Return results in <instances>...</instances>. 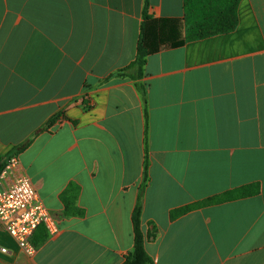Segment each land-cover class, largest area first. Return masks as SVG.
<instances>
[{
	"label": "crops",
	"instance_id": "crops-1",
	"mask_svg": "<svg viewBox=\"0 0 264 264\" xmlns=\"http://www.w3.org/2000/svg\"><path fill=\"white\" fill-rule=\"evenodd\" d=\"M148 2L145 99L108 78L136 59L146 0H0V157L33 140L6 183L30 178L55 223L30 255L0 222V264H122L140 198L153 264H264V0L195 40L185 0Z\"/></svg>",
	"mask_w": 264,
	"mask_h": 264
},
{
	"label": "trees",
	"instance_id": "trees-1",
	"mask_svg": "<svg viewBox=\"0 0 264 264\" xmlns=\"http://www.w3.org/2000/svg\"><path fill=\"white\" fill-rule=\"evenodd\" d=\"M241 0H185V22L187 26V38L190 40L203 39L209 36L225 34L234 31L238 25V8ZM149 2L146 0L144 22L138 43L137 56L133 63L116 73L110 75L113 78H130L137 81L136 85L146 99L145 86L139 83L144 77L147 58L157 51L158 23L149 16ZM61 113L53 117L50 124L56 123L61 118ZM33 140L14 147L6 156L0 157V175L6 169L10 161L23 153ZM146 167V179H147ZM258 185L250 184L236 188L225 193L209 197L202 201L176 210L172 216L177 217L189 211L222 204L254 194H258ZM134 248L122 264H153L154 261L146 249V235L142 228V203L141 198L133 213ZM47 235L32 239L35 246L44 242Z\"/></svg>",
	"mask_w": 264,
	"mask_h": 264
},
{
	"label": "built area",
	"instance_id": "built-area-1",
	"mask_svg": "<svg viewBox=\"0 0 264 264\" xmlns=\"http://www.w3.org/2000/svg\"><path fill=\"white\" fill-rule=\"evenodd\" d=\"M14 157L0 175V222L10 237L24 252L33 255V235L41 225L54 229V219L45 207L32 180L20 177L6 183L8 171L14 167Z\"/></svg>",
	"mask_w": 264,
	"mask_h": 264
}]
</instances>
